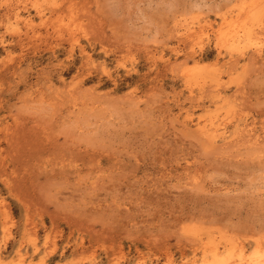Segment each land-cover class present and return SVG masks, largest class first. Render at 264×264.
Returning a JSON list of instances; mask_svg holds the SVG:
<instances>
[{"label":"rangeland","instance_id":"374dc122","mask_svg":"<svg viewBox=\"0 0 264 264\" xmlns=\"http://www.w3.org/2000/svg\"><path fill=\"white\" fill-rule=\"evenodd\" d=\"M256 260L264 0H0V264Z\"/></svg>","mask_w":264,"mask_h":264},{"label":"bare ground","instance_id":"6f19581e","mask_svg":"<svg viewBox=\"0 0 264 264\" xmlns=\"http://www.w3.org/2000/svg\"><path fill=\"white\" fill-rule=\"evenodd\" d=\"M17 4H18V3H17ZM243 11H244V10H243ZM262 28H263V27H262ZM238 29H239V28H238ZM236 31H237V30H236ZM240 33H241V32H240ZM172 67H173V66H172ZM174 68H175V67H174ZM205 91H206V90H205ZM76 93H77V92H76ZM244 140H245V139H244ZM248 140H249V139H248ZM248 140H247V141H248ZM248 142H250V141H248ZM223 144H224V143H223ZM202 247H203V246H202ZM216 248H217V246H216ZM216 248H215V249H216ZM218 248H219V247H218ZM218 248H217V249H218ZM219 251H220V250H219ZM256 251H257V250H256ZM256 251H255V252H256ZM217 252H218V251H217ZM228 252H229V251H228ZM255 252H254V253H255ZM223 253H224V252H223ZM219 254H220V253H219ZM227 254H228V253H227ZM244 255H245V254H244ZM215 256H216V255H215ZM220 263H221V262L213 261L211 264H220ZM260 263H261V262H260L259 260H256V261H252V262L249 263V264H260ZM221 264H231V263H229V262H228V263H225V262L223 263V262H222Z\"/></svg>","mask_w":264,"mask_h":264}]
</instances>
